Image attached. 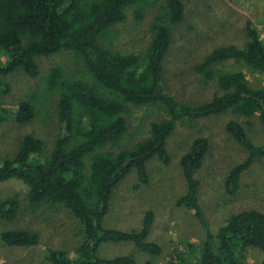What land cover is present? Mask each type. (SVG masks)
Here are the masks:
<instances>
[{
	"label": "trees",
	"instance_id": "trees-1",
	"mask_svg": "<svg viewBox=\"0 0 264 264\" xmlns=\"http://www.w3.org/2000/svg\"><path fill=\"white\" fill-rule=\"evenodd\" d=\"M156 8L145 49L123 53L114 48L118 32L114 26L127 20L128 10L140 20ZM184 15L181 0H0V52L7 56L0 64V87L8 90L2 78L17 69L32 78L40 76L36 90L18 101L11 115L0 107V121L12 116L16 122L25 123L41 112L44 116L40 120L46 124L54 113L62 128L49 155L36 163L30 158L42 151L43 142L31 133L24 135L17 153L0 163V182L20 179L28 186L30 204H61L83 222V240L75 249V258L61 249H47L46 264H137L130 255L99 256V245L108 241L132 242L139 250L160 252L159 245L147 239L154 220L152 211L144 213L139 229L107 228L103 221L114 187L131 169H136L140 182L146 183L147 161L157 158L168 164L166 139L179 120L225 111L245 117L257 113L264 139V84L253 87L241 71L218 68L226 61H244L264 75V42L251 22L246 25L243 47L217 46L194 65L202 82L215 83L220 93H214L208 101L193 103L177 100L168 90L164 61L172 42V28ZM60 51L72 52L81 63L71 67L57 62L41 73L37 59ZM51 105L55 110L48 107ZM131 106L156 107L164 116L151 122L149 136L114 151L111 146L128 137L125 112ZM225 128L247 151L244 161L225 178V191L233 194L241 172L254 159L264 157V143H252L236 121H228ZM207 148L205 137L195 138L180 158L188 189L177 200L194 212L206 230L202 252L193 262L175 255L164 264H233L234 251L240 246H254L264 252V213L258 210L233 213L215 235L212 233L198 202L199 181L194 177ZM19 208L16 196L6 198L0 201V217L10 220ZM0 240L18 246L39 242L38 234L27 229L4 231Z\"/></svg>",
	"mask_w": 264,
	"mask_h": 264
},
{
	"label": "rangeland",
	"instance_id": "rangeland-1",
	"mask_svg": "<svg viewBox=\"0 0 264 264\" xmlns=\"http://www.w3.org/2000/svg\"><path fill=\"white\" fill-rule=\"evenodd\" d=\"M181 2L185 15L172 28V42L164 61V77L168 90L177 100L201 103L220 91L215 83L202 82L194 65L217 46L234 44L243 47L249 22L264 42V0ZM156 10H148L140 20L136 19L132 10H128L127 20L114 26L118 31L113 40L114 48L123 53H137L145 49ZM6 60V54L0 52V64ZM37 62L41 73L57 62L71 67L75 62L81 63L70 51L39 57ZM218 68L241 71L253 87L264 84V75L244 61H226L219 64ZM39 77L32 78L21 69L4 76L2 82L8 84V90H4L5 86L0 87V107L6 108L11 115L18 101L36 90L40 84ZM48 107L55 110L53 105ZM41 115L44 116V113L39 112L35 119L25 123L16 122L12 116L0 121V163L17 153L23 136L28 133L43 142L42 151L33 154L31 162H39L49 155L62 128L54 113H51L46 124L40 120ZM163 116L156 107L151 110L135 106L127 108L128 137L115 147L110 145L111 148L114 151L125 149L149 136L151 122ZM230 120L243 127L252 143H264L262 124L257 113L245 117L225 111L206 118L179 120L166 139L170 156L168 164L152 158L146 162V183L140 182L136 169H131L114 187L104 226L121 230L139 229L144 213L150 210L154 220L147 239L157 243L160 252L152 254L139 250L132 242L108 241L99 245V256L111 258L130 255L137 264H164L175 255L184 261L193 262L200 256L206 230L192 210L177 204V200L188 189L180 158L198 137L207 139L208 148L201 167L194 172V177L199 181L197 198L212 233L215 235L233 213L258 208L264 213V157L254 159L241 172L238 189L233 194L225 191L227 174L247 156V151L226 131V123ZM27 195L28 186L20 179L10 178L0 182V201L16 196L20 204L12 219L0 217V235L8 230L27 229L36 232L39 240L31 246L8 245L0 240V264H46L47 249H61L69 257L75 258V249L83 240V222L61 204L57 206L43 202L34 206L29 203ZM217 246L216 241L215 250ZM234 252L236 261L233 264H264V252L261 249L240 246Z\"/></svg>",
	"mask_w": 264,
	"mask_h": 264
},
{
	"label": "crops",
	"instance_id": "crops-1",
	"mask_svg": "<svg viewBox=\"0 0 264 264\" xmlns=\"http://www.w3.org/2000/svg\"><path fill=\"white\" fill-rule=\"evenodd\" d=\"M255 210H258V211H260V212H262V210L260 209V208H258V209H255ZM247 247H250V248H255L254 246H247ZM257 248V247H256ZM259 249V248H258ZM260 250V249H259ZM262 264V263H261Z\"/></svg>",
	"mask_w": 264,
	"mask_h": 264
}]
</instances>
